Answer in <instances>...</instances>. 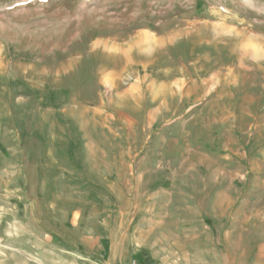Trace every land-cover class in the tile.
<instances>
[{
    "label": "rangeland",
    "instance_id": "374dc122",
    "mask_svg": "<svg viewBox=\"0 0 264 264\" xmlns=\"http://www.w3.org/2000/svg\"><path fill=\"white\" fill-rule=\"evenodd\" d=\"M264 264V0H0V264Z\"/></svg>",
    "mask_w": 264,
    "mask_h": 264
},
{
    "label": "built area",
    "instance_id": "2783aa9c",
    "mask_svg": "<svg viewBox=\"0 0 264 264\" xmlns=\"http://www.w3.org/2000/svg\"><path fill=\"white\" fill-rule=\"evenodd\" d=\"M129 264H137L135 260H131Z\"/></svg>",
    "mask_w": 264,
    "mask_h": 264
},
{
    "label": "crops",
    "instance_id": "0c3cea01",
    "mask_svg": "<svg viewBox=\"0 0 264 264\" xmlns=\"http://www.w3.org/2000/svg\"><path fill=\"white\" fill-rule=\"evenodd\" d=\"M132 260V259H131ZM131 260H129L128 262H126L125 264H129L130 263V261ZM133 260H135V259H133ZM136 261V260H135ZM136 263H137V261H136ZM121 264V263H120ZM138 264V263H137Z\"/></svg>",
    "mask_w": 264,
    "mask_h": 264
}]
</instances>
